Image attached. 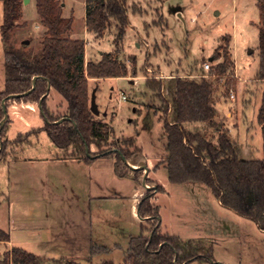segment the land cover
<instances>
[{"label": "rangeland", "instance_id": "rangeland-1", "mask_svg": "<svg viewBox=\"0 0 264 264\" xmlns=\"http://www.w3.org/2000/svg\"><path fill=\"white\" fill-rule=\"evenodd\" d=\"M36 1H23L22 17L18 22L21 26L12 32L9 39L12 44H6L2 39L4 11L3 1L0 0V92L5 89L6 82V46L20 48L26 45L27 52L34 55L41 53L46 28L38 15ZM58 1L62 3L65 18L67 14L64 12V2L67 3V10L73 8V29L67 37L84 40L86 55L90 60L98 61L102 53H108L129 68L128 79L90 81V96L95 91L100 111L99 116H96L97 120L109 124L115 131L107 146L100 149L92 146V153L112 151L118 139L134 138L136 147L144 152L141 155L149 158L150 168L158 165L166 154L163 122L160 120L162 100L168 99L166 90L169 82L174 78H183L198 82L202 79L209 80L213 85L214 105L218 111L217 125L228 130L236 144H253L250 149L252 154L246 157H263L262 133H255L256 130L259 131L257 117L264 93V82L257 79L260 68L258 26L261 24V15L256 0H131L128 3L129 26L123 38H118L117 28L112 24L104 38L99 40L86 31L85 0ZM25 41L29 42L25 44ZM225 55L229 56L232 63L225 75L214 76L210 74L211 71L207 73L204 70L203 66L207 62H211L212 69H215L225 61ZM213 56L218 59L210 61ZM163 76L172 79L166 80L168 84H165ZM141 77H147L146 80L151 84L161 85L149 91L140 80ZM131 81L142 83L138 91ZM123 94L127 101L122 100ZM47 106L55 118L63 116L67 109L64 98L55 90L51 91ZM7 115L10 120L7 138L12 141L20 134L43 128L46 123L38 103L9 99ZM196 125L198 127L194 131L201 130L208 139L217 142L219 132L216 128ZM246 126L250 127L249 135H253L250 140H245L244 137ZM11 146L14 148L15 145ZM12 147L9 148V154ZM23 148V160L41 150L46 151L49 156L54 149L58 150L45 131L31 135ZM137 161L132 158L131 165H136ZM6 165L5 162L0 164V227L3 229L10 226L6 198L11 194ZM148 176L168 188L165 165H161L155 173L148 171ZM140 182L144 194L157 187L153 183H146L145 186L143 176ZM159 197L157 203L161 207L163 223L168 224L169 196L163 193ZM240 218V232L223 239L204 240L208 247L214 249L215 263L264 264V231L252 220ZM154 224V221L149 224V229ZM10 250L7 243L0 244V264L4 254ZM123 255V252L115 251L114 259L117 263L124 258ZM111 259L112 254H101L94 258L93 263L101 264ZM82 264H88V261L83 260Z\"/></svg>", "mask_w": 264, "mask_h": 264}, {"label": "trees", "instance_id": "trees-1", "mask_svg": "<svg viewBox=\"0 0 264 264\" xmlns=\"http://www.w3.org/2000/svg\"><path fill=\"white\" fill-rule=\"evenodd\" d=\"M2 39L6 44L22 17L24 0H2ZM131 0H85L87 31L99 40L113 24L118 38H123L129 26L128 3ZM261 15L259 26L260 68L257 79L264 82V0H256ZM36 7L46 36L42 40L40 54L27 52L26 45L16 48L6 46L4 50L6 82L0 92V164L8 157L9 148L22 147L31 135L45 131L53 143L65 152L72 151L87 161L100 157L116 159L118 176L132 175L137 181L144 177L145 166H130L131 159L141 155L134 138L118 139L112 151L92 153V146L98 149L107 146L115 131L112 126L97 120L91 111L90 81L126 78L129 68L126 64L104 53L98 62H85L86 44L84 40L72 39L67 35L73 29L72 17L63 16V6L58 0H37ZM210 74L225 75L232 65L228 55ZM216 61L218 58L213 56ZM36 80L33 89V80ZM147 81L151 90L160 87ZM168 99H163L164 138L167 157L160 163L165 165L171 183H201L208 186L221 205L252 220L264 231V93L258 113V124L263 138V157L245 159L228 130L217 125L218 111L214 105L213 85L209 80L201 81L175 78L168 86ZM52 90L57 91L67 104L66 112L58 118L47 106ZM16 101L41 105L45 126L20 134L16 140L7 138L9 120L1 127L5 118L4 104L8 97ZM6 100V101H5ZM203 122L219 132L217 142L206 137L201 130L190 131L186 125ZM21 139L20 142H16ZM16 142V143H15ZM13 148V147H12ZM92 157V158H90ZM125 160H124V159ZM147 184L152 183L147 179ZM164 188L157 185L141 197L139 215L147 219L151 229L143 227L144 234L133 238L129 245L126 264H191L192 262H212L213 248L201 240L186 241L163 232L159 206L154 203L157 194ZM149 233L145 235V233ZM10 236L0 229V244L7 243ZM108 251L94 248L92 255ZM60 264H79L70 260H60ZM1 264H43L34 253L12 248L4 254ZM101 264H115L112 260Z\"/></svg>", "mask_w": 264, "mask_h": 264}, {"label": "crops", "instance_id": "crops-1", "mask_svg": "<svg viewBox=\"0 0 264 264\" xmlns=\"http://www.w3.org/2000/svg\"><path fill=\"white\" fill-rule=\"evenodd\" d=\"M63 5L66 17L70 18L73 8L67 10L66 1ZM98 61L90 60L85 52L86 64ZM141 78L150 91L147 77ZM171 79L172 77L164 76L163 83L168 84L166 80ZM131 82L138 91L142 83ZM196 124L207 125L197 122L187 124L186 127L194 131L198 127ZM258 126L259 131L255 132L257 135L261 132V126ZM245 130L244 137L248 140L253 135H249V126ZM23 146L11 148V153L3 161L8 168L7 183L11 194L6 198L10 226L4 229L0 227L10 236L7 245L11 249L18 248L34 253L43 260V264L59 263L60 260L79 264L87 260L88 264H94V258L101 254H112L111 260L115 264H125L131 240L144 234L143 227L148 225L147 219H142L139 215L141 197L145 192L140 188L141 182L132 175L118 176L115 170L116 159L112 157L87 161L73 156L71 150L65 152L58 148L50 156L41 150L23 160ZM238 146L241 155H245L243 158L252 159L246 155L252 154L250 149L253 144ZM163 156L162 160L167 157V152ZM10 159L14 161L11 162ZM134 159L138 160L137 164L130 163L131 167L135 168L139 164L146 166V182L149 179L153 185L164 188V192L154 198L159 209V195L164 193L169 196L168 224L163 223L164 218L160 211L163 232L186 241L203 242L223 239L240 232V216L223 207L208 186L201 183L176 184L171 183L168 178L167 188L148 176V171L155 173L160 169L162 160L150 168L149 158L144 154L137 155ZM119 198L124 200L119 201ZM147 234L146 232L145 235ZM94 248H106L108 251L92 255ZM115 251L124 254V258L118 263L114 259Z\"/></svg>", "mask_w": 264, "mask_h": 264}, {"label": "water", "instance_id": "water-1", "mask_svg": "<svg viewBox=\"0 0 264 264\" xmlns=\"http://www.w3.org/2000/svg\"><path fill=\"white\" fill-rule=\"evenodd\" d=\"M28 0H24V3H27ZM29 41H25L24 43L27 44ZM213 59L211 58L210 61H212ZM36 78L33 80V89L35 87V84H36ZM15 97H19L18 95H13V96H10L8 97L7 99H11V98H15ZM6 101V100H5ZM90 107H91V111L93 114H95L96 116H99L100 114V111L98 109V106H97V103H96V95H95V91H93L92 95H91V101H90ZM4 111H5V118L3 119L2 121V124H1V127H4L5 123L7 122L8 120V115H7V108L4 104ZM124 159V158H123ZM125 160V159H124ZM141 164H139L138 166H140ZM146 171H147V168L145 166V176H144V185L146 186Z\"/></svg>", "mask_w": 264, "mask_h": 264}, {"label": "built area", "instance_id": "built-area-1", "mask_svg": "<svg viewBox=\"0 0 264 264\" xmlns=\"http://www.w3.org/2000/svg\"><path fill=\"white\" fill-rule=\"evenodd\" d=\"M203 68H204V70H205L207 73H209V72L211 71V69H212V64H211V62H207L206 64H204ZM162 78L164 79V76H163ZM166 91H167V95H169V91H168V89H167ZM233 97H234V96H232V98H233ZM122 100H123V101H127V97H126L125 94L122 95Z\"/></svg>", "mask_w": 264, "mask_h": 264}]
</instances>
